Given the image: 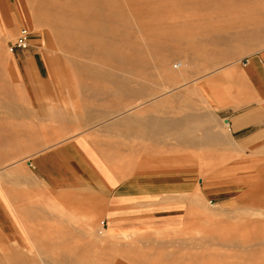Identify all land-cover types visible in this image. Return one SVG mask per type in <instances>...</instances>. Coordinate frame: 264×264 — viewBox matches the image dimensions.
<instances>
[{
  "label": "rangeland",
  "instance_id": "rangeland-1",
  "mask_svg": "<svg viewBox=\"0 0 264 264\" xmlns=\"http://www.w3.org/2000/svg\"><path fill=\"white\" fill-rule=\"evenodd\" d=\"M10 1L20 20L9 27L11 6L0 0V174L18 162L9 172L26 173V160L51 143V93L61 109L62 101H71L73 112H96L93 123L116 104L121 110L136 105L138 111L170 93L187 96L183 113L190 115L204 109L196 93L206 78L214 92H222L223 69L264 46V0ZM23 30L26 47H12ZM31 45L39 51L45 79L28 85L19 54ZM222 153L216 150L213 162L223 161H217L225 158ZM201 168L200 176H207ZM2 185L14 209L23 212L25 197L17 189L26 186ZM205 187L185 195L184 223L173 230L108 235L101 217L89 215L87 228H70L64 237L58 232L68 229L51 225L40 211L36 215L43 219L28 224L44 232L50 226L49 234L40 244L0 251V264H264V181L226 198L206 196ZM70 222L78 226L74 215Z\"/></svg>",
  "mask_w": 264,
  "mask_h": 264
},
{
  "label": "crops",
  "instance_id": "crops-1",
  "mask_svg": "<svg viewBox=\"0 0 264 264\" xmlns=\"http://www.w3.org/2000/svg\"><path fill=\"white\" fill-rule=\"evenodd\" d=\"M9 3V27L14 28L19 17ZM21 51L26 83H40L45 78L39 51L34 45ZM221 75L227 77L224 90L214 92L212 80L206 78L196 93L204 109L190 115L183 113L187 96L170 93L138 111L136 105L121 110L116 104L114 110L102 112V121L93 123L96 112H73L77 107L71 101H62L61 109L51 93L46 116L51 143L26 160V173L9 172L22 165L18 162L0 174L1 253L42 243L39 238L49 234L50 226L44 232V227L28 224L43 219L36 215L40 211L49 215L51 225L68 229L58 232L64 237L70 228H87L89 215L101 217L108 235L173 230L184 223L185 195H198L200 184L206 186V196L226 198L264 181V46ZM156 109L158 115L153 114ZM89 122L93 124L85 127ZM216 150H223L225 158L217 159L223 161L213 162ZM222 164L220 170L211 169ZM201 166L207 176H200ZM219 172L222 176L215 175ZM4 181L26 186L17 189L25 197L23 212L14 209ZM72 214L78 226H72Z\"/></svg>",
  "mask_w": 264,
  "mask_h": 264
},
{
  "label": "built area",
  "instance_id": "built-area-1",
  "mask_svg": "<svg viewBox=\"0 0 264 264\" xmlns=\"http://www.w3.org/2000/svg\"><path fill=\"white\" fill-rule=\"evenodd\" d=\"M27 33L25 30L21 32V35L18 36L17 40L14 42L12 47H26Z\"/></svg>",
  "mask_w": 264,
  "mask_h": 264
},
{
  "label": "bare ground",
  "instance_id": "bare-ground-1",
  "mask_svg": "<svg viewBox=\"0 0 264 264\" xmlns=\"http://www.w3.org/2000/svg\"><path fill=\"white\" fill-rule=\"evenodd\" d=\"M170 74H172V73H170ZM182 75V74H181ZM178 77V76H177Z\"/></svg>",
  "mask_w": 264,
  "mask_h": 264
}]
</instances>
